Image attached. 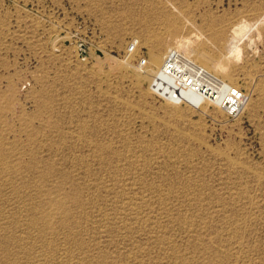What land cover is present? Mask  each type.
<instances>
[{"label":"rangeland","instance_id":"374dc122","mask_svg":"<svg viewBox=\"0 0 264 264\" xmlns=\"http://www.w3.org/2000/svg\"><path fill=\"white\" fill-rule=\"evenodd\" d=\"M0 264H264V0H0Z\"/></svg>","mask_w":264,"mask_h":264},{"label":"built area","instance_id":"2783aa9c","mask_svg":"<svg viewBox=\"0 0 264 264\" xmlns=\"http://www.w3.org/2000/svg\"><path fill=\"white\" fill-rule=\"evenodd\" d=\"M136 51L135 42L129 53ZM147 64V58L142 56L140 67L143 69ZM160 73L175 83L177 89L173 96L178 101H206L222 110L228 118L240 116L246 107L248 95L244 89L209 70L182 49H174L165 55Z\"/></svg>","mask_w":264,"mask_h":264},{"label":"bare ground","instance_id":"6f19581e","mask_svg":"<svg viewBox=\"0 0 264 264\" xmlns=\"http://www.w3.org/2000/svg\"><path fill=\"white\" fill-rule=\"evenodd\" d=\"M153 60H154V62L155 63H158V68H159V71H160V68H161V64H162V61H163V58L161 59V58H159V57H157V56H155V57H153ZM223 62L222 61H220V62H217V63H214L211 67H209V66H207V65H205V64H203V63H200V64H202L203 66H205V67H207L209 70H211V69H218L219 68V66L222 68L223 66H224V64H222ZM150 70V69H149ZM153 70V69H152ZM165 77V76H164ZM167 78V77H166ZM169 79V78H168ZM170 80V79H169ZM171 81V80H170ZM173 83V82H172ZM231 83V82H230ZM233 84V83H232ZM174 85H175V83H174ZM235 85V84H234ZM237 86V85H236ZM174 89H177V87H176V85H175V88Z\"/></svg>","mask_w":264,"mask_h":264}]
</instances>
